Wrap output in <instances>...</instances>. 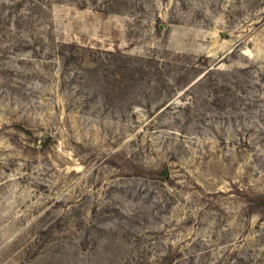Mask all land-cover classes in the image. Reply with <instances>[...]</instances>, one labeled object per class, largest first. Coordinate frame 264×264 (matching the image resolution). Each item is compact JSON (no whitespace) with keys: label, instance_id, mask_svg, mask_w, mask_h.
<instances>
[{"label":"rangeland","instance_id":"rangeland-1","mask_svg":"<svg viewBox=\"0 0 264 264\" xmlns=\"http://www.w3.org/2000/svg\"><path fill=\"white\" fill-rule=\"evenodd\" d=\"M0 264H264V0H0Z\"/></svg>","mask_w":264,"mask_h":264}]
</instances>
